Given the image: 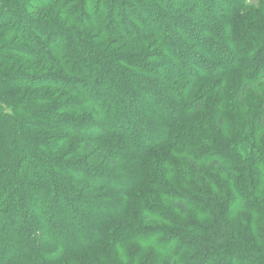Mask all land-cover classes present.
I'll return each instance as SVG.
<instances>
[{
    "label": "trees",
    "instance_id": "1",
    "mask_svg": "<svg viewBox=\"0 0 264 264\" xmlns=\"http://www.w3.org/2000/svg\"><path fill=\"white\" fill-rule=\"evenodd\" d=\"M41 2L35 73H0V264H264V0Z\"/></svg>",
    "mask_w": 264,
    "mask_h": 264
},
{
    "label": "rangeland",
    "instance_id": "2",
    "mask_svg": "<svg viewBox=\"0 0 264 264\" xmlns=\"http://www.w3.org/2000/svg\"><path fill=\"white\" fill-rule=\"evenodd\" d=\"M39 1L40 0H0V65L2 66L0 73L2 76L6 75V78L13 75L17 77V74L30 75L35 73L34 71L37 69V66L34 65V63H37L36 60L32 61L25 57L17 58V49L28 46V43H25L22 39L30 36V34L26 33L22 34V36L17 35V10L29 7V9H26V11L29 12V10L33 9V12H29V14L33 16L35 14L37 17L41 16L38 21L42 27L46 26V23L49 22V20L44 21L47 11L44 9H36L35 4L38 3L35 2ZM41 1L43 5L48 3V0ZM258 3L259 0H248L249 6L256 7ZM59 30L62 31L63 29L59 28ZM43 74L48 75L45 71H43ZM42 95H45V93H42ZM54 95L50 94L49 96L53 97ZM57 98L58 97H55L54 99L59 101ZM61 103L62 100L60 101V104ZM24 107L27 111L32 110L31 106L25 105Z\"/></svg>",
    "mask_w": 264,
    "mask_h": 264
}]
</instances>
